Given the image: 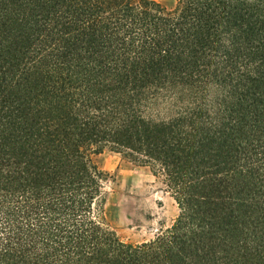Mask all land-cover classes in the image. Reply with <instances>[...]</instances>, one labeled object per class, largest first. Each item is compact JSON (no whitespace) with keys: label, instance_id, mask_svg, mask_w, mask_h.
I'll return each instance as SVG.
<instances>
[{"label":"trees","instance_id":"obj_1","mask_svg":"<svg viewBox=\"0 0 264 264\" xmlns=\"http://www.w3.org/2000/svg\"><path fill=\"white\" fill-rule=\"evenodd\" d=\"M104 150L176 204L153 239ZM0 264H264V0H0Z\"/></svg>","mask_w":264,"mask_h":264},{"label":"rangeland","instance_id":"obj_2","mask_svg":"<svg viewBox=\"0 0 264 264\" xmlns=\"http://www.w3.org/2000/svg\"><path fill=\"white\" fill-rule=\"evenodd\" d=\"M155 1L169 8L177 2ZM159 109L162 116L167 114L163 108ZM96 161L109 174L104 215L106 224L119 239L138 244L153 239L171 226L177 206L159 176L109 150H104Z\"/></svg>","mask_w":264,"mask_h":264}]
</instances>
